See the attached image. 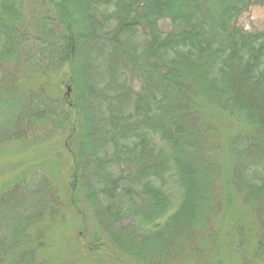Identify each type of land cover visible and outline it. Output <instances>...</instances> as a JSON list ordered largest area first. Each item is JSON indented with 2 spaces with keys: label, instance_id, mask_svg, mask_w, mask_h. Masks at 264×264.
Returning <instances> with one entry per match:
<instances>
[{
  "label": "trees",
  "instance_id": "trees-1",
  "mask_svg": "<svg viewBox=\"0 0 264 264\" xmlns=\"http://www.w3.org/2000/svg\"><path fill=\"white\" fill-rule=\"evenodd\" d=\"M254 6L0 0V149L64 135L0 183V264H264Z\"/></svg>",
  "mask_w": 264,
  "mask_h": 264
},
{
  "label": "rangeland",
  "instance_id": "rangeland-1",
  "mask_svg": "<svg viewBox=\"0 0 264 264\" xmlns=\"http://www.w3.org/2000/svg\"><path fill=\"white\" fill-rule=\"evenodd\" d=\"M237 21H238L239 26H241L243 29H245L247 31L264 30V9L257 7V6L251 7L248 9V11L243 13V15L239 16ZM66 85L62 86V88L60 90V92H62L61 95L66 94ZM63 140H64V135L60 132L56 136V139H54V141H52L50 144L48 141V142L40 143L39 145H33V146H31L30 149L27 147V149H29L28 151L21 152L18 150L19 147L16 145L6 146V148L0 149V152H1V150L5 149L0 154V183L7 180V178H9V177L13 178L16 174L21 172L23 169H25V171L29 170L30 169L29 166H30L31 162H33V160L35 158L39 159L38 157L41 156L43 154V152L46 151L47 147H50L51 145L57 143L56 146L58 145V147L60 148L62 143H63ZM32 141H31V139H29L28 144H31ZM5 145H7V144H5ZM60 151H62L64 158H68V156H66L64 149L63 150L60 149ZM31 173L33 174V172H31ZM34 174H37L38 177H40V176L44 177V174H43V172H41V169L34 171ZM63 176L65 177V172H62L61 178H64ZM58 178H60V177H58ZM34 187L36 188V185L33 186V188ZM70 218H71V216L69 215V220H70ZM63 234L65 235V237H68V235H69V237L71 236V233H68L67 231H65ZM72 237H74V236H72ZM58 238H59V240L56 242V246L59 249H61L60 244H64L66 241L63 240L62 234L60 236H58ZM69 241H70L69 242L70 243L69 248H71L72 247L71 238ZM100 253L98 255L94 254V256L84 255L85 258H88L85 260L86 264H111V263H109L110 261L106 260V258H103L104 257L103 252H100ZM154 260H156V259H154ZM151 264H153V263H151Z\"/></svg>",
  "mask_w": 264,
  "mask_h": 264
},
{
  "label": "water",
  "instance_id": "water-1",
  "mask_svg": "<svg viewBox=\"0 0 264 264\" xmlns=\"http://www.w3.org/2000/svg\"><path fill=\"white\" fill-rule=\"evenodd\" d=\"M69 91H70V88H69V87H67V89H66V94H67V95H69V94H70V92H69Z\"/></svg>",
  "mask_w": 264,
  "mask_h": 264
}]
</instances>
